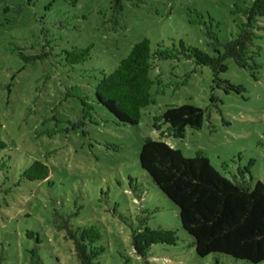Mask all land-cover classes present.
I'll use <instances>...</instances> for the list:
<instances>
[{
    "label": "rangeland",
    "instance_id": "374dc122",
    "mask_svg": "<svg viewBox=\"0 0 264 264\" xmlns=\"http://www.w3.org/2000/svg\"><path fill=\"white\" fill-rule=\"evenodd\" d=\"M252 1L0 0V264H30L32 250L43 264H81L57 216L99 231L100 264H252L198 257L176 207L138 165L150 137L186 158L203 152L233 184L264 185V18L243 64L227 58L212 69L186 52L220 56ZM144 38L155 103L137 125H117L94 86ZM87 47L84 63L68 62L67 52ZM184 104L203 111L199 129L155 120ZM36 160L49 177L23 179Z\"/></svg>",
    "mask_w": 264,
    "mask_h": 264
},
{
    "label": "trees",
    "instance_id": "16d2710c",
    "mask_svg": "<svg viewBox=\"0 0 264 264\" xmlns=\"http://www.w3.org/2000/svg\"><path fill=\"white\" fill-rule=\"evenodd\" d=\"M245 20L237 36L223 44L220 56H214L198 47L186 52L195 64L216 69L231 58L245 63L251 53L258 20L264 18V0H253L242 9ZM91 47L67 52L70 64L84 63ZM21 58L29 61L31 57ZM153 68L148 38L136 42L128 55L109 73L102 71L94 86V100L101 105L117 125L135 126L141 110L155 100L150 93L157 81L150 77ZM156 121L167 123L177 133L185 127L199 129L203 111L197 106L168 107ZM138 165L164 197L177 209L181 229L191 238L198 257L221 254L237 261L252 264L264 262V185L260 181L249 187L233 184L219 174L198 151L195 158H186L181 151L163 141L145 138L138 153ZM21 177L28 181L46 180L48 167L34 161L24 168ZM58 229L65 231L81 264H100L103 249L97 245L99 231L93 226L73 229L68 218L57 216ZM168 245H175L176 234ZM1 261V259H0ZM30 264H43L38 252L31 251Z\"/></svg>",
    "mask_w": 264,
    "mask_h": 264
}]
</instances>
